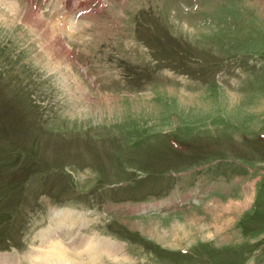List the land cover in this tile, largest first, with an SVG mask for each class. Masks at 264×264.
Here are the masks:
<instances>
[{
	"label": "rangeland",
	"instance_id": "1",
	"mask_svg": "<svg viewBox=\"0 0 264 264\" xmlns=\"http://www.w3.org/2000/svg\"><path fill=\"white\" fill-rule=\"evenodd\" d=\"M59 210L94 264H264V0H0V264Z\"/></svg>",
	"mask_w": 264,
	"mask_h": 264
},
{
	"label": "bare ground",
	"instance_id": "2",
	"mask_svg": "<svg viewBox=\"0 0 264 264\" xmlns=\"http://www.w3.org/2000/svg\"><path fill=\"white\" fill-rule=\"evenodd\" d=\"M71 24H72V21H71ZM233 203H236V204H232L228 207L236 206L237 208L239 203L238 204L237 202H233ZM83 216L84 214L81 215V213L74 212L71 210L57 211L53 216V219L55 221L53 225L55 226L51 225L48 229H46V232H48L47 234H45L46 232L44 230L42 234H40L42 235V240L40 241L44 242L45 247L44 248L41 247L43 248L42 249L43 255L41 258L38 256L33 257L34 259L33 261L35 262L34 264H65V262L66 264H70V263L76 264L78 263L80 258L84 260L87 259V261L88 260L91 261V264H94V262L97 261V258L101 256L100 255L101 252H104L103 254H106V255L111 254L113 251V248L119 247L115 242L113 243V241L110 243V241L108 242L106 239H99L95 236L94 237L93 236L84 237V236H81L80 234H76V228L74 227L75 222L76 224H78L79 227H81L84 225L85 220L87 221V219H85ZM61 220L62 222L66 221L67 223L62 225L60 222ZM51 232L53 234V237H55V234H57V237L60 238L61 233H64V232H68V236L64 239V242L62 241L61 243L59 241L60 243L59 242L55 243L53 238L49 235ZM44 239L45 241H43ZM102 244L104 245L103 247H102ZM73 245H74V248L80 246L81 250L78 253L77 252L75 253L71 248L73 247ZM100 245H101V248H100Z\"/></svg>",
	"mask_w": 264,
	"mask_h": 264
}]
</instances>
